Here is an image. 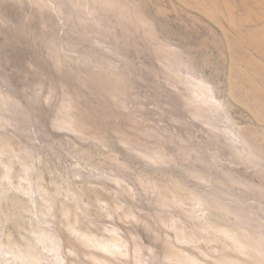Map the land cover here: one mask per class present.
<instances>
[{"label": "rangeland", "instance_id": "1", "mask_svg": "<svg viewBox=\"0 0 264 264\" xmlns=\"http://www.w3.org/2000/svg\"><path fill=\"white\" fill-rule=\"evenodd\" d=\"M0 264H264V0H0Z\"/></svg>", "mask_w": 264, "mask_h": 264}]
</instances>
